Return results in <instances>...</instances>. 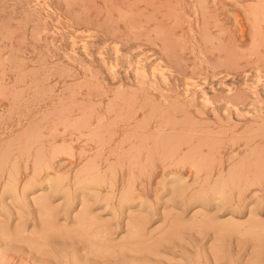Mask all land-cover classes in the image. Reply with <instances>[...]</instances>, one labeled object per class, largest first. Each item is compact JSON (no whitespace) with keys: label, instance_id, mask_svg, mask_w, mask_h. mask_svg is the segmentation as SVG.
<instances>
[{"label":"rangeland","instance_id":"374dc122","mask_svg":"<svg viewBox=\"0 0 264 264\" xmlns=\"http://www.w3.org/2000/svg\"><path fill=\"white\" fill-rule=\"evenodd\" d=\"M0 264H264V0H0Z\"/></svg>","mask_w":264,"mask_h":264},{"label":"bare ground","instance_id":"6f19581e","mask_svg":"<svg viewBox=\"0 0 264 264\" xmlns=\"http://www.w3.org/2000/svg\"><path fill=\"white\" fill-rule=\"evenodd\" d=\"M99 164V163H98Z\"/></svg>","mask_w":264,"mask_h":264}]
</instances>
